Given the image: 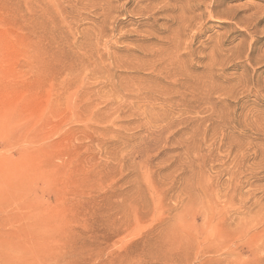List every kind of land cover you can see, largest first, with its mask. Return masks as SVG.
Listing matches in <instances>:
<instances>
[{
  "label": "rangeland",
  "instance_id": "rangeland-1",
  "mask_svg": "<svg viewBox=\"0 0 264 264\" xmlns=\"http://www.w3.org/2000/svg\"><path fill=\"white\" fill-rule=\"evenodd\" d=\"M0 264H264V0H0Z\"/></svg>",
  "mask_w": 264,
  "mask_h": 264
}]
</instances>
